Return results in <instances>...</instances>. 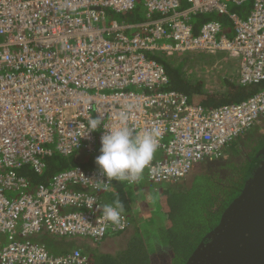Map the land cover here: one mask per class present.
<instances>
[{"label": "built area", "instance_id": "obj_1", "mask_svg": "<svg viewBox=\"0 0 264 264\" xmlns=\"http://www.w3.org/2000/svg\"><path fill=\"white\" fill-rule=\"evenodd\" d=\"M246 2L0 0V264H82L79 249L53 255L30 238L101 240L125 232L128 217L100 200L110 173L129 182L144 166L152 183L178 181L197 164L221 158L230 141L259 122L264 89L206 107L166 89L159 60L226 52L234 60L226 77L261 83L264 0H251L244 16L228 9ZM137 5L142 21L112 18ZM210 12L228 17L231 36L217 20L194 31L190 17ZM97 150L108 169L76 165L32 189L21 172L42 171L54 153ZM154 152L162 157L151 159Z\"/></svg>", "mask_w": 264, "mask_h": 264}, {"label": "trees", "instance_id": "obj_2", "mask_svg": "<svg viewBox=\"0 0 264 264\" xmlns=\"http://www.w3.org/2000/svg\"><path fill=\"white\" fill-rule=\"evenodd\" d=\"M138 6L140 5H137L132 11L117 14V19H124L126 21L134 22L142 21L144 18V9L143 11H141L140 9L137 10L136 8ZM250 6L251 0H247V2L241 6L228 3V9L230 11L238 13L242 16L247 14L250 9ZM207 20L219 21L223 27V32L231 36L232 26L228 17L225 15H218L216 12H210L204 14H194L190 17V23L193 25L195 32L198 31L201 23ZM159 60L163 63L168 75V84L165 88L182 91L188 96L190 101L202 104L206 107H216L223 104L239 102L248 98L255 92L264 89V81L259 84L241 85L227 78L229 80L226 81V91L206 92L204 91V83L201 80L191 82L187 79L185 80L182 77V62L166 58H160ZM263 117L264 114L262 118ZM237 137H235L226 145L223 156L225 155L228 147L230 149L235 150V139ZM258 147L259 144H255L253 146V151ZM155 153L160 152L152 153L150 156L151 159L162 157L161 153V157L157 156ZM94 155V159L86 160L85 157L79 159V157L74 154L70 156H62L60 154L54 153L52 156L46 159V166L42 171L35 172L31 168H24L21 170V172L29 182V189H32L40 183H47L52 178V176L59 170L68 169L76 165L88 169H108L109 164L103 153L100 150H97ZM246 167V164L241 165L237 174H235L233 177H229L227 179V182H224L223 180H217V178H215L214 181L218 185L219 195L217 197H213L212 195H210L209 205H207V207H202L200 211L204 212L205 215L212 214V216H214L218 212L217 217L219 218L223 207L232 197L237 195L239 189L242 187V183L244 182L246 175ZM143 168L139 167V170H137V174L134 175L133 180L129 182L127 181V179L122 178L121 176V179L118 180L116 179V177H114V173H110L111 177L108 185L102 191H99L100 200L104 207L109 205L115 206L117 209H119V211L123 212L129 219L130 229H128L130 230V235L128 239H124V244H121L122 246H125V248L119 247L113 253L105 252L103 250H100L101 248L97 246L100 241L104 238L101 240L92 239L95 246H91V248H93L91 249V251L86 252L80 247L77 248L82 252L85 257V260L82 264H152L150 260V255L157 249V247L155 246L153 248L151 254H148V252L145 250V236L148 233V230H156L158 232V236L154 237V239L158 241L154 242V244L160 243L158 248L161 246H166L167 248H169L166 254L164 253L165 251H161L163 255H165V257L167 255L166 264H185L188 256L196 247V244L200 240L202 234L206 230L210 229L218 221L217 220L215 222L214 220L211 223V226L207 228H199L200 226L194 224L190 219L175 218V211L178 210L181 205V202L176 196H172V183L181 182L186 177H188L189 174L194 172L193 170L195 168H193L192 171L186 177L178 181L163 182L166 184H171H163L161 187H159L160 199L159 201H157V204L159 205L158 211H156L154 207L151 208L150 197H147L145 195H143V197L147 198L143 200V214L134 211L132 209V202L136 197L133 196V192L130 193L129 191H127L126 188L127 186L132 185L134 187V191L135 188H137L138 190L143 192V185L146 184V182L143 183V179H145L147 182H151L147 178L145 172H143ZM75 189L78 190V186L75 187ZM79 190L84 189L79 188ZM144 208H146V210H144ZM195 228L199 229L196 231ZM37 238L38 237H31L30 240L42 243L47 249L46 245L40 239ZM4 240L5 237L0 236V243H3ZM47 250L53 255H60L71 251L65 250L61 253H54L49 249Z\"/></svg>", "mask_w": 264, "mask_h": 264}, {"label": "rangeland", "instance_id": "obj_3", "mask_svg": "<svg viewBox=\"0 0 264 264\" xmlns=\"http://www.w3.org/2000/svg\"><path fill=\"white\" fill-rule=\"evenodd\" d=\"M137 10L143 11V8L138 6ZM112 18H117V16H112ZM110 18V19H112ZM227 57V53L218 51L216 54L206 53V52H194L190 55H181L172 57L171 60L182 62V77L188 81L195 82L197 80H201L204 83V91H217L223 92L226 91L227 80L234 81V76L226 77L223 73L214 72L215 76L211 77L212 67L217 65L223 57ZM226 60V59H225ZM225 64V68L222 69L226 74L232 72L234 60L230 57H227ZM199 66V67H198ZM206 75H210L206 77ZM229 78V79H227ZM264 137V117L259 120L254 126L243 132L240 136L235 139L236 148L235 150L228 149L223 157L220 159L210 160L203 163L197 164L194 168V172L188 175L184 180L179 183H172L171 190L172 196H176L181 202L180 207L177 211H175V218H187L190 219L194 224L199 225V228H207L211 226V223L215 220V222L219 219L217 213L212 216L205 215L204 212H201L202 207H207L209 205L210 195L213 197H217L219 195L218 185L214 181L215 178L217 180H223L227 182L229 177H233L239 171L241 165L247 163V155L250 151V148L255 145L258 138ZM263 141L260 142L259 146H261ZM157 156H160V153H155ZM85 157L86 160L94 159V154H80L79 159ZM161 157V156H160ZM107 160V159H106ZM114 177L120 180L121 177L114 173ZM143 192L131 186H127V191L130 193H134V197L146 199L150 197V205L151 208H155L158 211L159 205L157 201H159V187L163 184H171V183H152L147 182L143 179ZM143 195L147 197H143ZM212 200V199H211ZM137 202L136 204H138ZM133 210H135L133 208ZM157 216V215H156ZM160 219V218H159ZM208 222V223H207ZM198 228V229H199ZM196 231L198 230L195 228ZM195 231V233H196ZM126 234V233H124ZM201 234V233H200ZM130 235L127 234L126 238L128 239ZM203 235V234H202ZM155 236H158V232L156 230H148V233L145 236L146 239V251L148 254H151V251L156 246L157 249L150 255V260L152 264H166V257L163 255L161 251L168 252L166 246H161L158 248L160 243L156 239ZM37 239H40L49 249L54 253H61L65 250H72L74 248H82L84 251H91L90 241H92L89 237L84 236H50L47 233H42ZM77 239H81L83 241H78ZM124 244V243H123ZM121 248H125V246L120 245ZM106 249V252H111L109 247H103ZM102 250V249H100Z\"/></svg>", "mask_w": 264, "mask_h": 264}, {"label": "water", "instance_id": "obj_4", "mask_svg": "<svg viewBox=\"0 0 264 264\" xmlns=\"http://www.w3.org/2000/svg\"><path fill=\"white\" fill-rule=\"evenodd\" d=\"M185 264H264V159Z\"/></svg>", "mask_w": 264, "mask_h": 264}, {"label": "crops", "instance_id": "obj_5", "mask_svg": "<svg viewBox=\"0 0 264 264\" xmlns=\"http://www.w3.org/2000/svg\"><path fill=\"white\" fill-rule=\"evenodd\" d=\"M145 19V14H144V18ZM222 62V58L220 59ZM217 63V65H214L212 67V74H211V77L212 76H215V73L214 72H221L224 74V76H226V73L222 71V69L225 68V64L224 63H221L220 64ZM199 67V66H198ZM210 75H206V77H209ZM137 202H139L138 204H136ZM135 209L134 211L136 212H139V213H142L143 214V198L142 199H137L135 198L132 202V209ZM144 210H146V208H144ZM130 229V227H129ZM129 229H127L125 232H122V233H119L117 235H113V236H108L106 238H104L103 240L100 241V243L97 245L98 247H100L103 251L106 252V249H104L103 247H109L110 251L113 253L114 251H116L119 247L121 248V244L124 243V239L126 238L127 234H129ZM126 233V234H124ZM42 235V234H41ZM40 235L38 236H35V237H39ZM78 241H83L81 239H77ZM91 246H95V244L93 243V241H90L89 242Z\"/></svg>", "mask_w": 264, "mask_h": 264}, {"label": "flooded vegetation", "instance_id": "obj_6", "mask_svg": "<svg viewBox=\"0 0 264 264\" xmlns=\"http://www.w3.org/2000/svg\"><path fill=\"white\" fill-rule=\"evenodd\" d=\"M261 141H263V143H262V145L261 146H259L257 149H255L254 151H253V146H254V144H253V146L250 148V151L248 152V155H247V163H246V175H245V179H246V177H247V175L249 174V173H252L254 170H255V168H257V167H259L260 166V162H261V160H263L264 159V137H261V138H258L257 139V142H256V145H258V144H260V142ZM250 152H251V154H250ZM220 159V158H219ZM203 162H206V161H203ZM202 162V163H203ZM244 179V180H245ZM242 185H243V183H242ZM241 189V188H240ZM239 189V190H240ZM238 193H239V191H238ZM237 193V194H238ZM236 196V195H235ZM234 196V197H235ZM234 197H232L231 199H233ZM230 199V200H231ZM229 200V201H230ZM229 201L227 202V204L229 203ZM226 204V205H227ZM225 205V206H226ZM225 206L223 207V209L225 208ZM223 209H222V211H223ZM221 211V212H222ZM221 214V213H220ZM220 217V216H219ZM216 224V223H215ZM214 224V225H215ZM213 225V226H214ZM213 226L211 227V228H213ZM210 228V229H211ZM210 229H208V230H206L204 233H203V235L201 236V238H200V240L198 241V243L202 240V238L204 237V234L206 233V232H208ZM197 243V244H198ZM196 244V245H197Z\"/></svg>", "mask_w": 264, "mask_h": 264}, {"label": "clouds", "instance_id": "obj_7", "mask_svg": "<svg viewBox=\"0 0 264 264\" xmlns=\"http://www.w3.org/2000/svg\"><path fill=\"white\" fill-rule=\"evenodd\" d=\"M142 6V5H141ZM143 7V6H142Z\"/></svg>", "mask_w": 264, "mask_h": 264}]
</instances>
